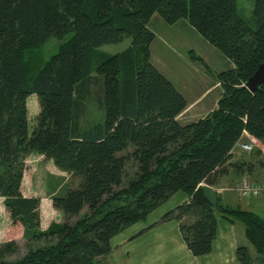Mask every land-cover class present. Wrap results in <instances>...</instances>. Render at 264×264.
<instances>
[{
    "label": "trees",
    "instance_id": "1",
    "mask_svg": "<svg viewBox=\"0 0 264 264\" xmlns=\"http://www.w3.org/2000/svg\"><path fill=\"white\" fill-rule=\"evenodd\" d=\"M154 13L168 24L185 19L231 63L215 75L222 88L216 107L197 120H177L187 102L149 61ZM251 18L254 27L237 0H0V198L8 234L22 227L24 250L8 259L18 246L5 239L0 264H106L111 239L176 192L190 197L201 183L215 185L228 168L239 177L262 167L258 147L247 153L249 160L231 159L243 131L264 145V81L255 92L244 86L264 59V0H252ZM67 34L47 60L29 64L28 50ZM125 38L130 44L118 53L98 51ZM33 94L37 111L30 125ZM89 101L103 118L83 129ZM31 154L68 175L50 198L61 220L43 230L39 198L21 193ZM202 188L211 205L188 199L157 222L175 221L193 256L211 251L216 215L240 222L257 256L238 245V263L263 262L264 219L253 212L257 207L224 204Z\"/></svg>",
    "mask_w": 264,
    "mask_h": 264
},
{
    "label": "rangeland",
    "instance_id": "2",
    "mask_svg": "<svg viewBox=\"0 0 264 264\" xmlns=\"http://www.w3.org/2000/svg\"><path fill=\"white\" fill-rule=\"evenodd\" d=\"M237 6L247 23L254 27L251 21L252 0H237ZM148 28L154 34V39L149 46V61L173 84L189 104L193 100L197 101L194 106L188 109L186 107V110L184 109L181 112L177 120L184 124L205 116L206 113L216 107L217 100L222 93V88L217 83L215 75L220 71L229 69L231 63L219 50L211 46L198 32L191 28L185 19L168 24L158 14L154 13L148 22ZM69 37L70 34L59 39L50 38L40 47L28 50L26 56L30 60L29 64L32 67H36L38 63L47 60L51 54L56 52L58 45ZM129 44L130 38H125L119 43L104 45L98 51L104 54H115L125 49ZM192 55L203 60L205 64H201L198 58L192 59ZM96 105L94 101L86 103L85 111L80 121L81 128L85 129L95 122L102 121V108L99 109ZM27 109L28 121L32 125L33 117L37 111L34 94L27 98ZM259 146L264 149V145L259 144ZM249 157V154L236 149L232 160H249ZM25 161L26 169L23 173L22 192L26 197H37L40 200V215L42 219L40 229H43L46 224L48 226L50 223H59L61 220L60 212L52 207L50 198L53 194L61 192L68 176L67 173L58 170L51 160H46L39 154H31ZM241 178L236 179L232 185L233 181L230 182L231 186L227 187L228 184L224 183V180L227 179L225 176L220 179V186L215 184L210 186V189L216 194L224 192V195L232 197V200L229 201L226 197H222L221 201L224 204L230 203L234 205L238 202V204H241V208L245 209L249 200L242 199L231 191L236 181ZM256 204L254 206L257 208H253V212H257L256 214H261L263 217L264 204L262 206ZM3 228L6 231L0 234V244L5 239V241L12 239L18 246V251L15 254H11V256L9 255L8 259L13 260L21 256L24 251L22 227L19 225L15 226L12 230V237L8 234L10 221ZM250 248H252L251 245ZM113 261H115L114 257L109 259L108 263Z\"/></svg>",
    "mask_w": 264,
    "mask_h": 264
},
{
    "label": "crops",
    "instance_id": "3",
    "mask_svg": "<svg viewBox=\"0 0 264 264\" xmlns=\"http://www.w3.org/2000/svg\"><path fill=\"white\" fill-rule=\"evenodd\" d=\"M186 102L188 109L194 106L197 101L193 100L191 104H189L187 100ZM242 141L246 142L247 139L242 138ZM259 144L261 143L259 142ZM261 145L263 146V144ZM236 149L240 150L238 146L235 145L232 149V157ZM225 176L227 177V179L224 180V183L228 184L227 187H230L236 179L241 178L243 176L250 180H262L263 171L262 167H258L257 165H255L249 172L246 171L242 174V176L238 177L234 175L233 171H231L230 168H228L225 173L221 174L218 177L215 184L220 186V179ZM230 182H232L231 185L229 184ZM21 193L24 196L22 192V182ZM218 195H220L221 199L222 197H226L228 201L232 200V197L224 195V192H220L218 193ZM188 199H190V197H188L184 192L178 191L173 194L165 203L153 210L143 221L137 222L136 224L125 229L118 235L114 236L110 241L111 252L109 254V258H107L108 261L106 263L239 264L236 258V248L238 245L246 246L251 256H257L254 249L250 248V243L247 241L244 235L243 225L237 221L230 223L218 215L216 216V234L212 242L211 251L206 255L193 256L186 248L180 236L178 225L175 221L171 220L160 223L157 222L166 212L173 209L175 206L185 201H188ZM245 200H249L248 204H246L247 208L245 209L256 207L254 206L256 203H258L256 205L262 206L264 204V195ZM236 205H240L241 207V204H238V202L232 206ZM262 218L264 219V215ZM41 220L42 219L40 215V226ZM8 221V213L6 212L4 205L2 204V198H0V234L6 231V229H4L3 227L5 224L8 223ZM46 225L44 228L47 227ZM141 230L144 232H142L140 235H137ZM112 257L115 258V261L108 263L109 259H112ZM257 264H264V259L263 262L261 261Z\"/></svg>",
    "mask_w": 264,
    "mask_h": 264
},
{
    "label": "built area",
    "instance_id": "4",
    "mask_svg": "<svg viewBox=\"0 0 264 264\" xmlns=\"http://www.w3.org/2000/svg\"><path fill=\"white\" fill-rule=\"evenodd\" d=\"M247 139L246 142H243L241 139ZM258 140L250 136L246 131L241 133L240 139L237 141L236 145L242 152L249 153L252 151L253 147H258L261 150V160H262V171L263 179L262 180H250L246 177L241 178L235 183L231 191L238 195L240 198L248 199L259 197L264 194V149L261 148L258 144ZM199 186H205L210 188L207 184H199Z\"/></svg>",
    "mask_w": 264,
    "mask_h": 264
},
{
    "label": "water",
    "instance_id": "5",
    "mask_svg": "<svg viewBox=\"0 0 264 264\" xmlns=\"http://www.w3.org/2000/svg\"><path fill=\"white\" fill-rule=\"evenodd\" d=\"M264 81V59L258 64L255 72L245 82V87L249 92H255L259 90V86ZM190 199L196 202L211 205L209 198L205 195L202 186H198L190 195Z\"/></svg>",
    "mask_w": 264,
    "mask_h": 264
}]
</instances>
